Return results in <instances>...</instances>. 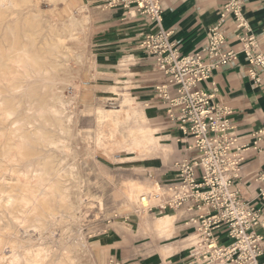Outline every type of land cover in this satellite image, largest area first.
<instances>
[{
  "label": "rangeland",
  "instance_id": "1",
  "mask_svg": "<svg viewBox=\"0 0 264 264\" xmlns=\"http://www.w3.org/2000/svg\"><path fill=\"white\" fill-rule=\"evenodd\" d=\"M10 3L0 4L3 53L9 51L12 39L9 25L19 38L25 31H38L33 48L42 50V39L51 25L67 23L69 14L77 17L81 4L87 6V14L91 7L89 0ZM65 45L64 54L54 61L50 73L53 83L40 87L39 92L46 104L58 108V112L46 115L44 125L58 139L57 148L52 147L55 159L51 163L59 169L73 206L70 211L46 215L39 227L3 228L0 264H8L12 240L24 243L36 255L35 264H108L111 254L104 251L123 249L122 245L117 247V240L123 239L125 247L139 245L138 251H163V240L170 237L162 238L156 228L155 220L160 215L141 210L139 202L141 193L154 189L158 174L173 167L179 150L176 139L164 134L168 131L161 124L165 118L158 116L164 107L156 108L139 99L119 79L103 76L90 47L89 21L80 28L77 39H67ZM19 112L29 115L25 104ZM15 118L11 115L10 120ZM132 182L143 188L132 190ZM107 237L113 242H104ZM179 245L180 241L175 247Z\"/></svg>",
  "mask_w": 264,
  "mask_h": 264
},
{
  "label": "built area",
  "instance_id": "2",
  "mask_svg": "<svg viewBox=\"0 0 264 264\" xmlns=\"http://www.w3.org/2000/svg\"><path fill=\"white\" fill-rule=\"evenodd\" d=\"M93 2L102 10L122 7L128 14H144L157 24L155 31L143 36L138 48L167 75L166 83L155 86V98L164 105L167 120L188 138L186 149L193 151L192 156L173 162L172 178L155 180L152 191L139 195L140 209L153 215L205 209L189 219L194 240L186 264H262L259 257L264 254V214L256 202L238 193L235 180L243 157L235 147L237 138L229 132V111L202 86L214 69L237 58V52L225 44L221 26L231 15L237 29L248 30L240 1L228 0L202 42L188 53L180 52L169 39L170 32L161 26L159 0ZM241 40L248 60L264 68V56L254 53L253 35L245 32ZM254 136L253 147L257 149L264 135L258 130ZM257 178L263 187L258 188L256 200L264 204V172ZM220 228L226 230L224 241L216 237ZM108 264L120 262L109 257Z\"/></svg>",
  "mask_w": 264,
  "mask_h": 264
},
{
  "label": "crops",
  "instance_id": "3",
  "mask_svg": "<svg viewBox=\"0 0 264 264\" xmlns=\"http://www.w3.org/2000/svg\"><path fill=\"white\" fill-rule=\"evenodd\" d=\"M89 1L90 47L97 66H102L100 69L103 76L107 80L119 79L139 99L157 106L156 108L164 107L155 98L154 88L166 83L168 77L138 48L143 36L155 31L157 24L150 22L144 14H128L122 7L102 10L93 0ZM227 1L159 0L162 9L161 26L170 32L169 39L179 51L188 53L202 42L208 27L217 20ZM239 1L248 30L237 29L231 15L226 17L221 26L225 44L237 52V58L214 69L202 86L208 92H213L214 101L226 106L229 111V132L237 138L235 147H239V153L243 157L238 179L235 180L238 193L243 199L256 202L264 214V204L256 200L258 188L263 187L262 181L257 177L264 172V136L258 142L257 149L253 147L254 133L261 130L264 135V68L248 60L242 51L241 40L245 32L253 35L256 42L254 53L264 56V0ZM127 55L129 57L123 58ZM164 112L162 109L158 115L160 119L165 118L161 124L168 131L164 134H170L168 137L173 136L179 144L174 161L192 156L193 151L186 149L188 138L183 137L177 126L167 120ZM173 175L171 167L167 172L158 174L156 180L167 181ZM204 211L205 209L192 208L164 213L174 215L175 218L170 237L162 236L164 243L161 248H166L163 251H138L139 245L125 247V241L120 239L116 243L118 248L122 245L121 251L104 252L110 253V257L120 264H186L194 231L189 219ZM216 237L219 241L226 240V230L220 228ZM105 241H112V237H107ZM178 241L180 245L175 247ZM110 246L112 243L107 245V249ZM259 262L264 264V254L259 257Z\"/></svg>",
  "mask_w": 264,
  "mask_h": 264
},
{
  "label": "bare ground",
  "instance_id": "4",
  "mask_svg": "<svg viewBox=\"0 0 264 264\" xmlns=\"http://www.w3.org/2000/svg\"><path fill=\"white\" fill-rule=\"evenodd\" d=\"M5 1L12 3V0H0V4ZM78 11L77 17L69 14L67 23L48 28L42 39V50L33 48L38 31H25L19 38L10 25L7 27L8 33L12 32L9 51L3 53L5 48L0 46V245L4 243L3 228L8 231L17 226L39 227L46 215L72 209L68 188L60 179L59 169L51 163L55 159L52 147L57 148L58 139L46 131L44 125L48 120L46 115L58 112V108L55 104H46L39 90L53 83L50 73L55 68L54 61L64 54L65 41L77 39L78 31L89 19L85 4L79 5ZM53 97H58L55 92ZM23 104L29 115L19 112ZM14 114L16 118L10 120ZM21 118L25 121L20 122ZM129 185L132 190L143 188L139 183ZM174 218V215L162 214L155 220L162 236L171 234ZM191 239L194 240L193 235ZM10 242V255L6 257L8 264L37 263L36 255L33 256L24 243ZM20 248L23 251H19Z\"/></svg>",
  "mask_w": 264,
  "mask_h": 264
}]
</instances>
